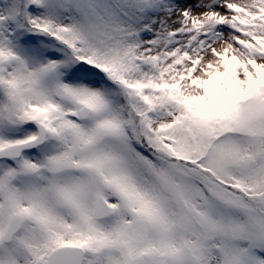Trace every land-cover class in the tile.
I'll return each instance as SVG.
<instances>
[{
	"label": "snow or ice",
	"instance_id": "1",
	"mask_svg": "<svg viewBox=\"0 0 264 264\" xmlns=\"http://www.w3.org/2000/svg\"><path fill=\"white\" fill-rule=\"evenodd\" d=\"M0 264H264V0H0Z\"/></svg>",
	"mask_w": 264,
	"mask_h": 264
}]
</instances>
